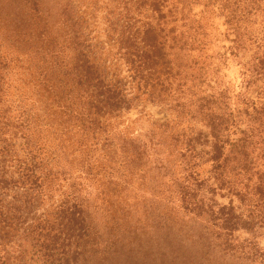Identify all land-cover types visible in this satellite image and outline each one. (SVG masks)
Masks as SVG:
<instances>
[{
  "label": "trees",
  "instance_id": "obj_1",
  "mask_svg": "<svg viewBox=\"0 0 264 264\" xmlns=\"http://www.w3.org/2000/svg\"><path fill=\"white\" fill-rule=\"evenodd\" d=\"M58 1L15 0L17 46H0V264H115L104 226L121 219L97 214L124 211L147 179L165 223L198 225L203 255L264 264V0H106L102 42L96 0ZM138 108L149 127L136 136Z\"/></svg>",
  "mask_w": 264,
  "mask_h": 264
},
{
  "label": "rangeland",
  "instance_id": "obj_2",
  "mask_svg": "<svg viewBox=\"0 0 264 264\" xmlns=\"http://www.w3.org/2000/svg\"><path fill=\"white\" fill-rule=\"evenodd\" d=\"M15 0H0V46L3 49L11 51L14 53L17 46L16 35H13V26L11 22L14 16L18 15L20 12L19 3H14ZM95 0H86V7L88 4L92 5ZM98 8V15L95 19L93 29L94 37L96 41H105L107 37L104 33V23L101 19L105 11L103 10L106 0H96ZM46 6L48 8L58 7V0H45ZM23 9V7H22ZM23 11H25L23 9ZM88 13H91L92 8H88ZM89 17H92L90 14ZM55 19V18H54ZM217 24L220 29H224L223 19L216 18ZM12 37H11V36ZM113 58V55H104L103 59ZM117 61V60H116ZM108 63L112 65V72L121 73L125 71L126 67L123 63ZM227 80H234L233 78L237 76V70L233 63L230 69L226 71ZM145 114L147 113L150 119L156 121L158 119L169 118V111L163 109L162 106H154L151 104H145ZM142 108V107H141ZM140 108L132 110L127 119L134 121L130 125L129 133L133 135H143L149 127V122L146 121L147 118L141 119L142 114L139 113ZM144 114V113H143ZM150 180H146V184L143 187L135 188L132 192L123 195L122 199L124 202V211L116 209L111 210L104 209L99 211L97 217L102 218V222L106 224L114 215L119 217L120 225L115 228L114 226L107 225L104 226L106 236L103 238L107 241V247L111 241V234L119 236L116 240L113 248L120 249L119 253L113 257V262L115 264H182L186 263L184 259H178L177 254H172L169 252L167 247V241L165 233L169 230L175 232L179 235V239H182L184 246L186 247L187 254H191L190 257L193 258L192 262L194 264H249L244 258H237L229 254H225L221 250L216 249L217 252H211L209 255H203V249L199 242L200 228L197 226L191 227L188 224V220L181 221H169L165 223L163 216L167 215L169 212L164 203L160 201L163 197L155 199L149 192ZM114 199V198H113ZM221 204H227L230 201L228 197H217ZM237 205L238 203L234 201ZM159 211H156L158 210ZM161 212V213H159ZM165 225V226H164ZM114 231H112V229ZM236 237H239L242 241L248 235L243 231H238L235 233ZM261 245L264 246V238L260 241ZM103 246L104 247H106ZM170 250L171 247L169 246ZM221 251V252H220ZM171 256V257H170ZM112 257V256H111ZM109 256H103V259L109 261ZM129 257V259H127ZM175 258V259H174ZM188 260V259H186Z\"/></svg>",
  "mask_w": 264,
  "mask_h": 264
}]
</instances>
